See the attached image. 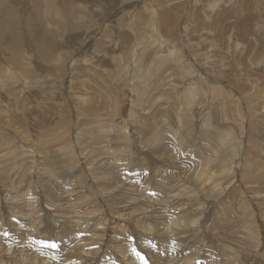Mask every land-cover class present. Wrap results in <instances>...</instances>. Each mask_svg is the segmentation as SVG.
<instances>
[{
    "label": "rangeland",
    "instance_id": "1",
    "mask_svg": "<svg viewBox=\"0 0 264 264\" xmlns=\"http://www.w3.org/2000/svg\"><path fill=\"white\" fill-rule=\"evenodd\" d=\"M33 263L264 264V0H0V264Z\"/></svg>",
    "mask_w": 264,
    "mask_h": 264
},
{
    "label": "bare ground",
    "instance_id": "2",
    "mask_svg": "<svg viewBox=\"0 0 264 264\" xmlns=\"http://www.w3.org/2000/svg\"><path fill=\"white\" fill-rule=\"evenodd\" d=\"M7 12H9V13H11L12 15L14 14L13 13V10L12 9H8L7 10ZM7 18H8V16H7ZM13 31V30H12ZM13 33V32H12ZM4 73V72H3ZM16 247V246H15ZM12 250V249H11ZM7 251H10V250H7ZM15 255V254H14ZM22 257V256H21ZM5 258V257H4ZM24 260V259H23ZM26 260V259H25ZM5 261H7V260H5ZM22 261V260H21ZM31 261V260H30ZM9 262V261H8ZM21 263V262H20ZM34 264V263H33Z\"/></svg>",
    "mask_w": 264,
    "mask_h": 264
},
{
    "label": "snow or ice",
    "instance_id": "3",
    "mask_svg": "<svg viewBox=\"0 0 264 264\" xmlns=\"http://www.w3.org/2000/svg\"><path fill=\"white\" fill-rule=\"evenodd\" d=\"M50 246L55 247V245H50Z\"/></svg>",
    "mask_w": 264,
    "mask_h": 264
}]
</instances>
